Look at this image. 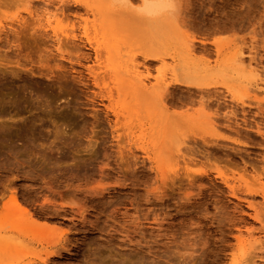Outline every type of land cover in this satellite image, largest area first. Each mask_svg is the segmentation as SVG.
<instances>
[{
    "label": "rangeland",
    "instance_id": "1",
    "mask_svg": "<svg viewBox=\"0 0 264 264\" xmlns=\"http://www.w3.org/2000/svg\"><path fill=\"white\" fill-rule=\"evenodd\" d=\"M65 1L0 0V264H264V0Z\"/></svg>",
    "mask_w": 264,
    "mask_h": 264
},
{
    "label": "bare ground",
    "instance_id": "2",
    "mask_svg": "<svg viewBox=\"0 0 264 264\" xmlns=\"http://www.w3.org/2000/svg\"><path fill=\"white\" fill-rule=\"evenodd\" d=\"M62 1H63V0H62ZM64 1H65V0H64ZM67 1H68V0H67ZM112 1H121V2H122V1H125V0H112ZM75 2H76V1H75ZM141 2H142V11H144L145 14L148 15L149 17H154V16L158 15L160 12H162L163 10H165V9L168 7L167 0H141ZM65 3H66V1H65ZM70 3H71V2H70ZM70 3L68 2V4H70ZM76 3H77V2H76ZM68 4H67V5H68ZM62 5H63V4H62ZM65 5H66V4H65ZM70 6H71V5H70ZM70 6H69V7H70ZM82 6H83V5H82ZM82 6H81V7H82ZM79 7H80V6H79ZM71 8H72V7H71ZM83 8H84V7H83ZM89 8H90V7H89ZM64 9H65V8H64ZM67 9H68V8H67ZM76 9H77V8H76ZM89 11H90V10H89ZM89 11H88V13L90 14ZM91 11H92V10H91ZM88 13H87V14H88ZM150 19H151V18H150ZM0 28L2 29L1 26H0ZM1 29H0V30H1ZM1 31H2V30H1ZM1 31H0V32H1ZM84 34H85V33H84ZM56 36H57V35H56ZM84 36H85V35H84ZM86 37H87V36H86ZM68 38H70V37H68ZM84 38H85V37H84ZM73 39H74V38H73ZM88 39H89V38H88ZM88 39H86V40L88 41ZM76 40H77V39H76ZM73 41H74V40H73ZM91 41H92V39H91ZM161 41H162V40H161ZM84 42H86V41H84ZM92 43L95 44L94 42H92ZM160 43H161V42H160ZM215 43H216V42H215ZM90 44H91V43H90ZM93 44H92V45H93ZM87 45H88V44H87ZM92 45H91V47H92ZM160 46H162V43L160 44ZM91 47H90V48H91ZM90 48H89V49H90ZM93 49H94V48H93ZM98 49H99V48H98ZM90 50H91V49H90ZM191 50H192V49H191ZM95 51L97 52L96 47H95ZM99 51L101 52V50H99ZM94 53H95V52H94ZM98 53H99V52H98ZM238 53H239V52H238ZM96 54H97V53H96ZM240 54H241V56L244 55V54H242V52H240ZM96 56H97V55H96ZM98 56H99L98 58H100L101 55L98 54ZM164 57H166V55H165L164 53H161V52H160V53L157 54V55H155V54H154V55H146V56H145V60H146V61H147V60H148V61H151L152 63H153V61L164 62V61L166 60ZM96 58H97V57H96ZM164 59H165V60H164ZM172 59L175 60V59H176V56H173ZM242 59H243V58H242ZM242 59H239V61H240L241 63H244ZM97 60H98V59H97ZM145 60H144V61H145ZM148 61H147V62H148ZM154 63H155V62H154ZM147 64H148V63H146L145 65H147ZM149 64L151 65V63H149ZM250 67L254 69V70H253V73L256 74V77H259V76H260V72H259V70H258L256 67L254 68V67H253V64H250ZM149 68H150V67H149ZM90 69H91V68H90ZM146 69H147V67H146ZM149 70H150V69H149ZM148 73H149V72H148ZM91 74H93V73H91ZM95 75H96V74H95ZM92 77H93V76H92ZM95 77H96V76H95ZM98 78H99V77H98ZM147 79H148V78H147ZM92 80H93V79H92ZM145 80H146V79H145ZM258 80H260V79H258ZM93 81H94V85H93V83H92V85L95 86V88L97 87V88H99V89H102V85H103V83H104V80H102L103 83H102V81H101L100 79H95V80H93ZM142 81H143V80H142ZM142 81H140V85H141L143 88H146V84H144L145 81H144V82H142ZM256 81H257V80H256ZM106 83H107V82H106ZM175 83H176V84H179V83H181V81H180V80H176ZM170 84L173 85V83H170ZM167 85H168V84H167ZM171 85H170L169 88H173V87H171ZM108 86H109V85H108ZM177 86H179V85H177ZM180 86H181V85H180ZM183 86H184V85H183ZM105 87H106V86H105ZM190 87H191V86H190ZM193 87H194V86H193ZM93 88H94V87H93ZM164 88H165V86H164ZM176 88H178V87H176ZM105 89H106V90H104V88L102 89V90L106 91V92H102V96H104V97H105V98H106L111 104L114 103V92H113V90L109 89L108 87L105 88ZM164 90H165V89H164ZM164 90H163V91H164ZM166 90L168 91L167 87H166ZM166 90H165V91H166ZM169 91H170V89H169ZM169 91H168V92H169ZM96 94H97V93H96ZM96 94H95V95H96ZM97 95H99V94H97ZM163 95H165V94H163ZM100 96H101V94H100ZM102 96H101V97H102ZM160 98H161V97H160ZM162 98H163V96H162ZM164 98H165V97H164ZM103 99H104V98H103ZM166 99H167V98H166ZM101 100H102V98H101ZM103 101H104V100H103ZM105 101H106V100H105ZM163 101H164V100H163ZM167 101H168V100H167ZM167 101H166V102H167ZM163 103H164V102H163ZM103 104H104V103H103ZM167 104L169 105V103H167ZM104 105H106V104H104ZM112 105H113V104H112ZM112 105H111V106H112ZM168 105H166V106H168ZM109 107H110V105H109ZM163 114H164V113H163ZM166 115H167V114H165V116H166ZM165 118L168 119V117H165ZM170 118H171V116H170ZM171 119H172V118H171ZM171 119H170V120H171ZM164 121H165V120H164ZM165 136H166V135H165ZM168 137H170V135H168ZM176 140H177V139H176ZM176 142H177V141H176ZM164 144H165V143H164ZM164 144H163V146H164ZM175 145H176V143H175ZM165 146H166V144H165ZM163 150H165V149L162 147L161 152H164ZM161 152H160L159 156L165 153V152H164V153L161 154ZM162 157H163V156H162ZM160 158H161V157H160ZM159 160H160V159H159ZM161 160H162V159H161ZM161 160H160V161H161ZM163 160H164V158H163ZM151 163H152V162H151ZM155 163H158V165H159L158 169H159V168H160V163H159V162H155ZM161 163H162V162H161ZM251 168L253 169V167H251ZM256 168H258V167H256ZM256 168H255V170H254V171H255L254 174L257 173V171H256L257 169H256ZM244 169H245V168H244ZM252 169H251V170H252ZM242 170H243V169H242ZM246 170H248V169L246 168ZM248 171H249V170H248ZM260 171H261V169H260ZM262 171H263V169H262ZM262 171H261V172H262ZM160 172H161V171H160ZM250 172H253V171H250ZM250 172H249V173H250ZM261 172H260V173H261ZM153 173H154V172H153ZM162 173H163V171H162ZM165 173H166V172H165ZM203 173H205V172H203ZM246 173H247V172H246ZM246 173L244 172L243 174H246ZM258 173H259V168H258ZM263 173H264V172H263ZM263 173H262V174H263ZM166 174H167V173H166ZM220 174H221V173H220ZM243 174H242V175H243ZM254 174H251V175L254 176ZM206 175H207V174H206ZM206 175H204V176H206ZM236 175H237V174H236ZM249 175H250V174H249ZM258 175H259V174H258ZM162 176H164V175L162 174V175L160 176V179H161ZM221 176H222V175H221ZM259 176L262 178L263 175H262V176L259 175ZM259 176H258V177H259ZM165 177L167 178V175H166ZM242 177H244V175H243ZM245 177H246V176H245ZM258 177H257V178H258ZM255 178H256V177H255ZM162 179H163V178H162ZM167 179H168V178H167ZM258 179H259L258 181L260 182V178H258ZM262 179H263V178H262ZM256 180H257V179H256ZM160 181H161V180H160ZM163 181L165 182L166 180H163ZM163 181H161V182L163 183ZM226 181H227V180H226ZM241 181H242V180H241ZM260 184H261V182H260ZM252 191H253V190H252ZM254 191H255V190H254ZM234 192H235V191H234ZM255 193H256V192H255ZM261 193H262V192H261ZM234 195H235V194H234ZM252 195H253V193H252ZM256 195H257V194H256ZM258 195H259V194H258ZM13 196H14V194H13ZM13 196H12V197H13ZM15 196H16V195H15ZM254 196H255V195H254ZM259 196H260V195H259ZM261 196L264 198V192L261 194ZM12 197H11L12 201H11V200H10V201L13 203V206L18 210V212H20V213H18V214H22L23 216H25V217L27 218L28 221H32V217H33L34 215L31 217L32 214H30V212L28 211L29 209H26L25 207H23L22 204H20L21 202H19L18 199H17L16 197H13V198H12ZM262 197H261V198H262ZM235 198H236V196H235ZM262 200H264V199H262ZM248 203H249V205L252 204V203H250V202H248ZM261 205H262V204H261ZM10 206H11V205H10ZM251 206H254V205H251ZM251 206H250V209H252ZM11 207H12V206H11ZM255 207H256V206H255ZM255 207H253V208H255ZM11 209H13V208H11ZM14 210H15V209H14ZM14 210H13V211H14ZM17 210H16V211H17ZM252 210H253V209H252ZM254 211H255V210H254ZM257 211H258V209H257ZM260 211L263 213L262 210H260ZM253 214H254V212H253ZM253 216H255V215H253ZM256 216H257V217H256ZM256 216H255V217L258 219V217H259L258 212H256ZM261 216H262V215H261ZM20 217H21V216H20ZM24 219H25V218H24ZM154 219H155V218H154ZM156 219H159V218H156ZM257 219H255V220H257ZM159 220H160V219H159ZM163 220H164V219H163ZM259 220H260V219H259ZM21 221H22V219H21ZM28 221H25V222H27V224H28V223H29ZM257 221H258V220H257ZM155 222H157L158 225L161 224V223H159L158 220H155ZM262 222H263V221H262ZM31 223H32V222H31ZM153 223H154V221H153ZM258 223H260V221H259ZM151 224H152V223H151ZM25 225H26V223H25ZM36 225H37V226H36ZM36 225H33V224H32V225H31V226H32V229H34V228L36 229V227H37V229H38L37 231H39L40 228L38 227V223H36ZM26 226H27V227L30 226V223H29V225H26ZM159 226H160V225H159ZM29 228L31 229V227H29ZM35 229H34V230H35ZM238 230H239V229H238ZM247 231H248V229H247ZM32 232H33V230H32ZM250 232H251V231H250ZM250 232H249V233H250ZM192 238H194V237H192ZM192 238H191V240H192ZM191 240H190V241H191ZM195 240H196V238H195ZM195 240L193 239V241H192L191 243L194 242L193 244H196V243H195V242H196ZM188 241H189V239H188ZM187 244H188V243H187ZM190 245H191V244H190V242H189V247H190V248L193 247V245H192V246H190ZM196 245H198V244H196ZM262 246H264V245H262ZM186 247H187V251H188V245H187ZM186 247H185V249H186ZM195 248H196V247L194 246L193 250H194ZM259 248H260V247H259ZM255 249H256V248H255ZM257 249H258V248H257ZM263 249H264V248H263ZM190 250H191V249H190ZM190 250H189V251H190ZM259 250H260V249H259ZM187 251H186V252H187ZM189 251H188V252H189ZM194 251H195V250H194ZM194 251H193V254H190V255H189V256H190L191 258H193V259H194L195 255H196V256L198 255V254L195 253ZM257 251H258V250H257ZM196 252H197V250H196ZM205 252H206V251H205ZM210 252H211V251H210ZM259 252H260V251H259ZM190 253H191V252H190ZM256 253H258V252H256ZM260 253H261V252H260ZM206 254H207V253H206ZM220 254H222V253H220ZM51 255H52V253H50V252L46 254L47 257H49V256H51ZM186 255H188V253H187ZM202 255H203V254H202ZM208 255H209V254H208ZM208 255H207V256H208ZM217 255H218V253H217ZM258 255H259V254H258ZM189 256H187L188 261L191 260V261L194 262V260L189 259V258H190ZM219 256H220V255H219ZM183 257H184V254H183ZM185 257H186V256H185ZM204 257H205V255H204ZM181 258H182V255H181ZM195 258H196V257H195ZM218 258H219V257H218ZM252 258H253V257H252ZM255 258L258 259V256L255 257ZM259 258H261V257L259 256ZM262 258H263V257H262ZM184 259H185V258H183V260H184ZM196 259H197V258H196ZM205 259H206V257H205ZM253 259H254V258H253ZM253 259H252V261H255V260H253ZM257 259H256V260H257ZM43 260H44V259H43ZM43 260H42V261H43ZM201 260H202V257H201ZM201 260H200V261H201ZM249 260H251V258H250ZM261 260H262V259H261ZM49 261H50V260H44L43 262H44V264H48ZM185 261H186V260H185ZM191 261H190V262H191ZM252 261H250V262L252 263ZM195 262H196V261H195ZM206 262H208V261H206ZM212 262H213V260H212ZM260 262H261V261H260ZM191 263H192V262H191ZM196 263L198 264V260H197ZM196 263H194V264H196ZM199 263L202 264L201 262H199ZM258 263H259V262H258ZM188 264H190V263H188ZM205 264H206V263H205ZM247 264H248V263H247ZM252 264H253V263H252Z\"/></svg>",
    "mask_w": 264,
    "mask_h": 264
}]
</instances>
